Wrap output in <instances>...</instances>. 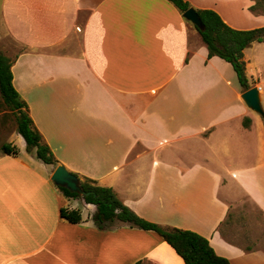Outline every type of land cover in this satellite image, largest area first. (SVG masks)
<instances>
[{
  "label": "crops",
  "instance_id": "obj_1",
  "mask_svg": "<svg viewBox=\"0 0 264 264\" xmlns=\"http://www.w3.org/2000/svg\"><path fill=\"white\" fill-rule=\"evenodd\" d=\"M186 1L234 28L264 26L254 0ZM0 51L57 165L111 187L146 220L201 234L231 264H264L261 233L228 220L245 200L264 214L262 117L169 0H0ZM243 59L261 102L264 41ZM3 138L18 152L0 148V264H185L155 231L98 226L94 204L51 181L57 165L16 129Z\"/></svg>",
  "mask_w": 264,
  "mask_h": 264
},
{
  "label": "trees",
  "instance_id": "obj_2",
  "mask_svg": "<svg viewBox=\"0 0 264 264\" xmlns=\"http://www.w3.org/2000/svg\"><path fill=\"white\" fill-rule=\"evenodd\" d=\"M181 12L190 7L186 0H169ZM249 9L254 12L264 13V0H255ZM203 27L192 24L207 48V57L218 56L228 61L236 72L238 82L243 90L251 87L246 75V65L243 59V49L253 41H264V26L238 29L227 24L211 8H195ZM0 98L4 107L10 110L14 117L15 129L23 137L26 150L34 152L42 162L57 165L52 150L43 140L41 133L34 126L28 113L26 102L20 98L12 84L11 59L0 51ZM264 126V114L262 115ZM250 123L248 117L242 120L243 126ZM0 148L5 153L16 154L18 148L9 143H2ZM78 176L77 173L72 172ZM80 186L88 194L80 196L65 187L57 186L66 197H81L87 203L96 206L93 220L98 226L109 224L115 220L127 222L145 230L155 231L174 251L183 259L185 264H231L229 259L218 255L210 245L208 239L201 234L177 227H164L155 222L146 220L137 215L126 206L117 196L115 191L105 185H100L96 180L80 177ZM60 215L70 222L81 220L80 211L74 208H60ZM133 264H141L136 261Z\"/></svg>",
  "mask_w": 264,
  "mask_h": 264
},
{
  "label": "water",
  "instance_id": "obj_3",
  "mask_svg": "<svg viewBox=\"0 0 264 264\" xmlns=\"http://www.w3.org/2000/svg\"><path fill=\"white\" fill-rule=\"evenodd\" d=\"M182 16L187 19L191 24L202 28L203 24L199 17V14L193 7H188L182 12ZM241 98L245 102L246 106L252 111L257 112L261 115L264 114L260 103L259 87L251 86L241 93ZM51 181L57 185L67 188L72 192L78 193L80 196L87 195L88 192L84 191L80 186V179L77 175L69 171L64 165L58 164L51 176Z\"/></svg>",
  "mask_w": 264,
  "mask_h": 264
},
{
  "label": "rangeland",
  "instance_id": "obj_4",
  "mask_svg": "<svg viewBox=\"0 0 264 264\" xmlns=\"http://www.w3.org/2000/svg\"><path fill=\"white\" fill-rule=\"evenodd\" d=\"M255 1V0H254ZM250 10V9H249ZM13 49L17 50L19 47L16 45H13ZM259 90H260V86ZM262 93H261V98L262 101L261 107L264 112V86ZM258 117H262L261 114L257 113ZM15 129V122H14V117L13 114L10 110H8L4 105L2 104L1 98H0V140L4 139L3 136L7 135ZM81 198V197H80ZM233 213L234 215L230 214L229 219L233 218V221L239 226L244 228H249L251 229L250 226H254L256 231L255 232H260L261 233V238H264V214L258 211L248 200H245L242 205H239ZM226 220V221H228ZM239 227V228H241ZM248 229V230H249ZM242 230V229H239ZM241 232V231H239Z\"/></svg>",
  "mask_w": 264,
  "mask_h": 264
},
{
  "label": "built area",
  "instance_id": "obj_5",
  "mask_svg": "<svg viewBox=\"0 0 264 264\" xmlns=\"http://www.w3.org/2000/svg\"><path fill=\"white\" fill-rule=\"evenodd\" d=\"M77 29H79V27H77Z\"/></svg>",
  "mask_w": 264,
  "mask_h": 264
}]
</instances>
